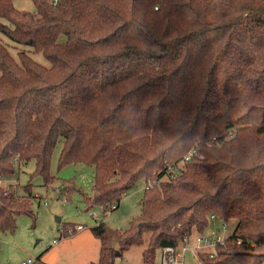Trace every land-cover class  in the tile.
I'll return each mask as SVG.
<instances>
[{
  "label": "trees",
  "instance_id": "16d2710c",
  "mask_svg": "<svg viewBox=\"0 0 264 264\" xmlns=\"http://www.w3.org/2000/svg\"><path fill=\"white\" fill-rule=\"evenodd\" d=\"M33 2L41 20L25 23L0 0V32L50 62L0 41V180L35 161L26 185L0 182V237L36 219L31 181L58 179L62 143L58 168L94 167L87 211L104 218L146 181L128 228H92L94 264L143 243L154 264L212 217L234 227L204 264H264V0Z\"/></svg>",
  "mask_w": 264,
  "mask_h": 264
},
{
  "label": "rangeland",
  "instance_id": "374dc122",
  "mask_svg": "<svg viewBox=\"0 0 264 264\" xmlns=\"http://www.w3.org/2000/svg\"><path fill=\"white\" fill-rule=\"evenodd\" d=\"M14 6H22L30 17L35 16L36 6L32 0H12ZM3 21L2 19H0ZM0 41L16 55L22 48L38 62L50 66V62L41 54L34 53L33 49L12 41L0 32ZM2 73L0 72V75ZM62 148L59 143L51 165V172L57 176V180L48 186L43 185L41 176L32 179L34 198L33 209L36 219L28 215H20L17 218V229L7 232L0 237V264H94L99 259L100 239L92 235V228L105 219L112 228L123 230L128 228L130 221L141 212V199L144 196L146 181L140 180L129 192L125 193L119 206L109 210L103 218L104 210L94 207L85 210L84 195H93L94 167L74 163L58 168V157ZM35 170V161L32 160L22 167L14 176L6 177L5 183L19 180L21 185L30 181L31 173ZM12 180V181H11ZM68 181L71 187L70 193L64 189V182ZM20 193H24L21 188ZM93 211L100 213L99 219L93 215ZM64 223H75L83 226V229L75 234L62 237ZM234 224L228 223V229H224L223 221L212 218L203 232L190 237L188 246H194L196 238L203 236L213 239V233L227 236ZM220 244V243H219ZM218 245V244H217ZM146 243L132 245L123 257L118 258L115 264H145L142 252ZM198 258L201 252L213 251V247L201 246L196 250ZM160 253L155 256V263L159 264ZM185 264H200L193 252L188 249L185 253Z\"/></svg>",
  "mask_w": 264,
  "mask_h": 264
},
{
  "label": "built area",
  "instance_id": "2783aa9c",
  "mask_svg": "<svg viewBox=\"0 0 264 264\" xmlns=\"http://www.w3.org/2000/svg\"><path fill=\"white\" fill-rule=\"evenodd\" d=\"M4 181L3 179L0 180ZM8 181V180H5ZM12 181V180H11ZM152 186V182L150 181L148 183V187ZM92 215L96 218L99 219V217L101 216L100 213L98 211H93ZM223 227L224 229H228V223L223 221ZM81 229H83L82 225H78L76 227L77 231H80ZM213 239H209V238H205L203 236H200L198 238H196L195 244L194 246H188V243L190 241V238L185 237L178 245L176 246H165L164 248H162L159 253H160V262L159 264H185V253L188 251V249H190L194 256L196 257V259L198 260V262L200 264H204L201 260V257L198 258L196 253L197 249L200 248L201 246H206V247H213V251H204L201 253H207L209 254L210 257H214V255L216 254V246L217 244H222L224 243L225 239L227 236H224L220 233H213Z\"/></svg>",
  "mask_w": 264,
  "mask_h": 264
},
{
  "label": "crops",
  "instance_id": "0c3cea01",
  "mask_svg": "<svg viewBox=\"0 0 264 264\" xmlns=\"http://www.w3.org/2000/svg\"><path fill=\"white\" fill-rule=\"evenodd\" d=\"M12 16L14 18L22 21V22H25V23H35V22H39L41 20V17L38 13H36L35 16L30 17L29 14L23 9L22 6H20V5L14 6L13 4H12ZM212 218H216V217H212ZM92 235H93V233H92ZM99 252H100V248H99Z\"/></svg>",
  "mask_w": 264,
  "mask_h": 264
}]
</instances>
